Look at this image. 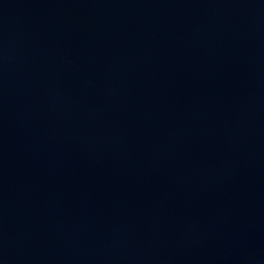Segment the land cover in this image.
I'll return each mask as SVG.
<instances>
[{
  "label": "water",
  "instance_id": "obj_1",
  "mask_svg": "<svg viewBox=\"0 0 264 264\" xmlns=\"http://www.w3.org/2000/svg\"><path fill=\"white\" fill-rule=\"evenodd\" d=\"M0 264H264V0H0Z\"/></svg>",
  "mask_w": 264,
  "mask_h": 264
}]
</instances>
